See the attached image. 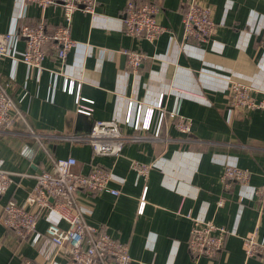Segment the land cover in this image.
<instances>
[{
	"label": "crops",
	"instance_id": "1",
	"mask_svg": "<svg viewBox=\"0 0 264 264\" xmlns=\"http://www.w3.org/2000/svg\"><path fill=\"white\" fill-rule=\"evenodd\" d=\"M96 1V16L73 13L70 36L77 45L63 63L50 47L41 73L18 57L0 61V84L10 83L7 92L31 129L47 136L44 151L33 139L15 134L22 133L20 126L13 134L0 133V167L20 174L0 197V264L25 259L48 264L43 237L33 245L31 238L20 240L1 224L5 204H21L34 186L27 176L40 166L50 168L46 152L56 159L74 158L83 174L90 164L112 173L110 186L119 191L117 196L80 193L79 200L87 207V223L128 245L133 264H264L247 259L242 243L255 232L264 244V207L253 193L264 184V111L239 112L229 121L227 90L233 81L252 88L257 99L264 95V0H200L211 8L215 33L207 42L187 46L181 42L187 0H134L161 7L157 21L165 31L152 43L123 34L127 0ZM40 17V8L31 1L0 0V34H17L18 26L33 25ZM44 17L49 30L63 23L59 7L47 8ZM15 47L19 53L24 45L17 39ZM126 52L148 57L137 73L127 70ZM71 81L74 90L67 94L63 87ZM160 95L166 113L191 121L189 135L169 125L165 133L172 141L128 143L118 159L94 156L87 145L60 139L86 135L94 122L109 120L118 121L129 134L131 129L123 124L128 103L140 104L144 111ZM77 96L90 115L75 112ZM130 160L150 165L146 179L130 168ZM226 164L247 169L248 183L226 188L220 181ZM145 188L144 208L137 213ZM193 220L231 233L216 258L190 256ZM46 225L39 217V235ZM65 263L62 253L50 261Z\"/></svg>",
	"mask_w": 264,
	"mask_h": 264
},
{
	"label": "built area",
	"instance_id": "2",
	"mask_svg": "<svg viewBox=\"0 0 264 264\" xmlns=\"http://www.w3.org/2000/svg\"><path fill=\"white\" fill-rule=\"evenodd\" d=\"M35 3L41 10L40 19L33 25L18 26L17 34L7 32L0 34V61L4 57H18L27 67L38 73L43 70L42 63L47 58V47L52 50L55 59L63 63L68 53L76 47V42L70 36L72 15L76 11L97 15L96 0H23ZM49 7H59L62 11L63 23L47 32L45 11ZM160 5L151 2H136L127 0L123 10V34L134 39H145L155 42L165 31L158 23L157 14ZM182 46L207 42L215 33V23L209 6L200 0H187L185 10L181 16ZM22 41V52L16 50V40ZM264 43V29L261 31ZM126 68L137 73L141 65L148 60L146 55L139 52L124 53ZM15 61V60H13ZM10 83L0 84V133L13 134L18 126L22 133H15L33 139L44 149L43 141L46 135L36 133L29 126L26 116L16 106L9 96L7 89ZM74 84L66 82L63 91L72 94ZM228 90V120H232L239 112L254 110L264 111V95L257 99L255 92L249 86L238 82H229ZM76 97L75 112L90 115L91 109L81 103ZM124 125L131 129V133L123 132L122 126L116 120L96 121L86 135H66L60 139L90 147L94 156H110L118 159L122 156V149L128 143L144 141L160 142L166 145L171 138L165 133L169 125H173L176 132L189 135L192 123L189 119L166 113L163 107V96L160 95L154 107L146 108L129 102L124 115ZM47 154L50 168L39 167L38 172L28 175L34 179V186L24 201L19 204L9 200L2 212L1 224L3 228L20 240L31 238V244L36 245L43 237L45 242L44 257L48 264L54 254L62 253L65 264H133L129 255L128 245L119 243L108 234L90 226L86 221L87 207L79 200L80 193L101 194L109 193L117 196L119 191L110 186L113 180L111 172L98 165L89 166L88 173L76 170L77 161L72 157L56 159ZM130 168L137 176L146 179L150 165L130 160ZM12 173L0 167V197L7 191L13 176ZM250 173L235 165H223L220 177L221 183L228 188L230 185L248 183ZM143 191L137 213L144 208ZM253 193L259 198L264 207V184ZM221 203H219L220 205ZM44 217L47 225L44 234L36 231L37 220ZM62 222L65 226L59 225ZM231 233L224 227H218L211 222L193 220V226L187 241V248L193 259L216 258L224 248L225 239ZM243 252L247 259L255 258L264 262V244L256 240V233L252 232L242 239ZM21 264H35L25 259Z\"/></svg>",
	"mask_w": 264,
	"mask_h": 264
},
{
	"label": "trees",
	"instance_id": "3",
	"mask_svg": "<svg viewBox=\"0 0 264 264\" xmlns=\"http://www.w3.org/2000/svg\"><path fill=\"white\" fill-rule=\"evenodd\" d=\"M46 28H47V32H48V33H51L52 30H53V29H52V30H49L47 25H46Z\"/></svg>",
	"mask_w": 264,
	"mask_h": 264
}]
</instances>
